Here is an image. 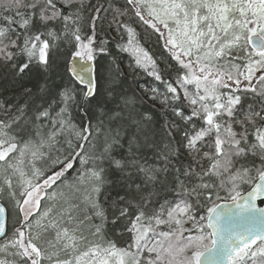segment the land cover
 Masks as SVG:
<instances>
[{"label": "snow or ice", "instance_id": "obj_1", "mask_svg": "<svg viewBox=\"0 0 264 264\" xmlns=\"http://www.w3.org/2000/svg\"><path fill=\"white\" fill-rule=\"evenodd\" d=\"M0 264H264V0H0Z\"/></svg>", "mask_w": 264, "mask_h": 264}, {"label": "trees", "instance_id": "obj_2", "mask_svg": "<svg viewBox=\"0 0 264 264\" xmlns=\"http://www.w3.org/2000/svg\"><path fill=\"white\" fill-rule=\"evenodd\" d=\"M154 51L156 52L157 55L160 54V50H159L158 46L154 45ZM113 54L114 55L117 54L115 49H113ZM118 60L121 63V67L124 69L126 74L129 73L131 71V69L129 68V58L127 57V55L126 54H118ZM129 79H130V82L134 80L133 87L137 91H139L140 85L150 86L152 83L151 78H149L145 74L139 73V72L135 77L130 76Z\"/></svg>", "mask_w": 264, "mask_h": 264}]
</instances>
